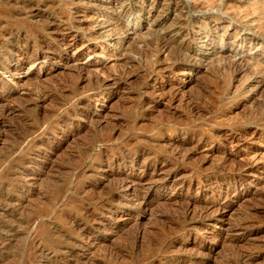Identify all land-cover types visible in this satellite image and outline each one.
I'll return each mask as SVG.
<instances>
[{
    "label": "rangeland",
    "instance_id": "1",
    "mask_svg": "<svg viewBox=\"0 0 264 264\" xmlns=\"http://www.w3.org/2000/svg\"><path fill=\"white\" fill-rule=\"evenodd\" d=\"M0 264H264V0H0Z\"/></svg>",
    "mask_w": 264,
    "mask_h": 264
},
{
    "label": "bare ground",
    "instance_id": "2",
    "mask_svg": "<svg viewBox=\"0 0 264 264\" xmlns=\"http://www.w3.org/2000/svg\"><path fill=\"white\" fill-rule=\"evenodd\" d=\"M240 257V256H239ZM227 263H228V261H227Z\"/></svg>",
    "mask_w": 264,
    "mask_h": 264
}]
</instances>
